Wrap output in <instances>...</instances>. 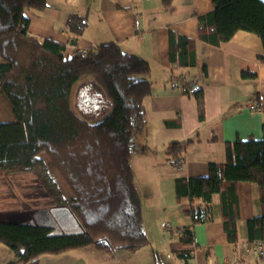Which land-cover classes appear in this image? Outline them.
<instances>
[{
	"label": "trees",
	"instance_id": "16d2710c",
	"mask_svg": "<svg viewBox=\"0 0 264 264\" xmlns=\"http://www.w3.org/2000/svg\"><path fill=\"white\" fill-rule=\"evenodd\" d=\"M48 1L0 0V96L7 100L14 117L0 122V175L42 176L56 193L58 207L71 210L84 234L50 237L47 229L0 224V244L17 259L9 264H39L43 255L87 247L110 255L120 249L136 252L149 243L132 155L139 149L136 139L146 122L144 100L152 92L150 65L115 44L65 59L64 45L29 33L25 12H43ZM171 2L164 0L166 6ZM213 6L211 13L199 17L202 41L220 46L245 31L258 36L264 48V0H213ZM86 26V17H68L67 27L76 37L74 45ZM187 52L192 58L183 63ZM171 58L182 65H195L193 43L171 35ZM260 62L264 65V55ZM242 77L255 79L257 75L244 71ZM82 81L91 83L109 105L94 121L79 116L71 105L73 90ZM196 96L203 118V101L199 92ZM189 143L170 144V160H180ZM225 152V163H211L207 177L177 178L176 199L189 200L186 214L195 226L212 219L211 204L217 195L224 230L235 243L239 219L236 184L250 183L258 188L262 213L247 221L248 243L264 241V136L227 143ZM50 167L69 188V199L61 194ZM178 234L183 246L196 247L193 227ZM177 256L187 260L191 254Z\"/></svg>",
	"mask_w": 264,
	"mask_h": 264
},
{
	"label": "crops",
	"instance_id": "0c3cea01",
	"mask_svg": "<svg viewBox=\"0 0 264 264\" xmlns=\"http://www.w3.org/2000/svg\"><path fill=\"white\" fill-rule=\"evenodd\" d=\"M213 10V0H172L169 6L164 0H49L45 11L25 12L30 35L64 45L65 59L110 44L144 59L150 65L148 80L152 89L144 100L146 122L136 139L139 149L132 155L148 245L136 252L120 249L114 255H104L92 247L74 249L43 255L39 264H264V241L258 250L255 243H248L247 221L262 213L256 186L236 184L239 219L235 243L228 240L224 230L217 195L211 204L212 219L195 226L186 214L189 200L176 199L177 178L207 177L211 163H225L227 143L261 140L264 136L262 41L245 31L237 32L220 46L202 41L199 17ZM72 15L87 19L75 45L72 41L76 37L67 27ZM171 35L193 43L195 65L172 61ZM191 58L187 52L182 61L190 63ZM244 71L257 77L244 79ZM178 73L197 82L203 118L197 96H184L170 89L169 83ZM81 85L76 86V94ZM252 104L260 107L261 113L252 112ZM0 118V122L14 120L3 96ZM187 141L190 143L180 158L184 167L178 170L169 164L167 149L172 143ZM187 227H193L196 247L180 242L178 231ZM180 252L191 256L187 260L179 258ZM12 262H17L14 253L0 244V264Z\"/></svg>",
	"mask_w": 264,
	"mask_h": 264
},
{
	"label": "rangeland",
	"instance_id": "374dc122",
	"mask_svg": "<svg viewBox=\"0 0 264 264\" xmlns=\"http://www.w3.org/2000/svg\"><path fill=\"white\" fill-rule=\"evenodd\" d=\"M82 83L83 81L80 84ZM76 88L73 90L71 105L79 116L94 121L108 111V102L98 95L99 91L91 87V83H83L78 88L77 94ZM50 170L61 194L69 199L72 194L61 175L53 167H50ZM57 200L56 193L39 174L0 175V214L51 209L58 207Z\"/></svg>",
	"mask_w": 264,
	"mask_h": 264
},
{
	"label": "water",
	"instance_id": "95a60500",
	"mask_svg": "<svg viewBox=\"0 0 264 264\" xmlns=\"http://www.w3.org/2000/svg\"><path fill=\"white\" fill-rule=\"evenodd\" d=\"M0 224L47 229L50 231V237H75L84 234L74 214L69 208L63 206L2 213Z\"/></svg>",
	"mask_w": 264,
	"mask_h": 264
},
{
	"label": "built area",
	"instance_id": "2783aa9c",
	"mask_svg": "<svg viewBox=\"0 0 264 264\" xmlns=\"http://www.w3.org/2000/svg\"><path fill=\"white\" fill-rule=\"evenodd\" d=\"M169 87L171 90L179 92L184 96L194 97L198 93V84L192 79L188 78L185 74L178 73L176 74L170 81ZM250 110L254 113H261V108L252 104L250 105ZM169 164L178 170H182L184 167L183 160L171 159L169 160ZM165 226V225H164ZM166 227V226H165ZM263 241L255 242V248L261 249Z\"/></svg>",
	"mask_w": 264,
	"mask_h": 264
}]
</instances>
